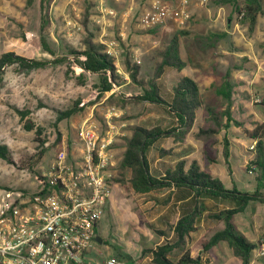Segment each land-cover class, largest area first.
<instances>
[{
    "label": "rangeland",
    "instance_id": "obj_1",
    "mask_svg": "<svg viewBox=\"0 0 264 264\" xmlns=\"http://www.w3.org/2000/svg\"><path fill=\"white\" fill-rule=\"evenodd\" d=\"M128 1L142 8L150 0ZM39 2L40 0H0V54L15 52L27 58H52L43 50L40 43ZM237 4L243 5L244 2L238 0ZM194 7L196 9H191L192 15L184 26L169 24L167 31L159 27L155 34L134 28L135 21L128 20L126 40L118 47V59L114 62L121 82L119 86L114 85L112 91L104 97H99V92L94 87L97 82L96 75L84 73L86 84L79 85L75 79L66 77V65L37 70L29 74H20L11 67L7 68L0 79V145L7 146L14 163L0 159V194L5 188L29 190L33 188V173L23 168L22 165L35 155L40 145L36 141L35 132L25 129L26 119L22 120L17 110H29L31 112L29 118L32 122L45 129L48 140L45 146L53 144L58 132L61 133V138L73 140L78 127L84 120L92 119L104 125L106 116L110 115L111 122L115 125L114 133L118 136L116 142L118 161L122 157L126 139L130 136L133 126H161L166 129L176 126L164 108L141 101L138 103L123 102L125 98H135L139 94L138 90L132 86L129 74L125 71L124 61L130 52L134 62H136L135 58L141 59L140 63L136 62L141 66V75L143 77L150 75L152 58L156 49L160 43L170 39L180 30L191 32L190 35L181 37L182 56L188 64H191V68L188 67L183 73L192 75L200 85L204 105L221 106L222 102L216 95L214 85L220 83L222 76L230 71L231 80L237 85L238 91L233 114L249 129L254 128L256 124L264 123V79L256 80L253 76H248L245 70H236V64L241 60L237 57L241 49L249 52L252 40L255 46L262 41L264 18L260 17L261 20L259 18L260 22L256 25L254 32L257 33L255 34L250 33L246 26L240 24L235 11L236 3L215 5L214 2H210L205 7ZM84 8V0H54L51 7L52 24L48 29V41L58 54H62L61 42L77 49L82 48L84 30L80 21ZM74 9L80 12H78L80 17L75 16ZM120 21L121 18H117L112 26L105 29H102L100 23L92 21V26L97 29V40L99 41L100 37L108 40L118 39ZM77 25L80 29L75 27ZM72 70L75 75L83 72L76 66H73ZM179 75L175 69H167L162 81L165 88H171ZM112 94L115 95V103L107 101ZM76 102H79V112L60 122L56 128L58 111L74 109ZM218 109H224V107L221 106ZM205 118V110H199L195 123L185 139L176 141L170 137L160 140L155 148L150 149L149 160L153 167L157 168L173 165L180 158L196 160L213 177L220 178L227 186H231L233 181L230 179L231 174L235 178L239 173L242 175L241 171H246L243 163L252 159L253 156H237L232 162L233 173H230L226 166L211 161L221 155L224 139L223 135H214L213 138L207 140L195 138L200 128H208ZM233 129L239 130L240 128L233 127ZM238 141L245 143L242 146L246 150L254 145V143L250 144L243 140ZM158 148L173 150V154L160 158ZM55 153L56 147L48 149L34 167L36 173L48 168ZM115 171L111 183V208L109 214L106 212L104 219H107L102 222L98 231L102 240H106L107 244L100 245L94 242L95 249L91 253L98 264H105L107 255L113 252L114 248H119L120 253L123 254L127 252L135 254L139 247L145 245L146 233L151 231L149 225L159 224V219L156 217L162 211V206L156 200H162L167 193L164 190H157L147 195L137 194L128 182L124 184L118 180L121 178L128 180L131 171H120L118 165ZM248 173L246 175L249 178L253 176L252 173ZM236 184L239 189L246 190L240 181ZM257 207L259 205L251 206L248 213L241 218L249 219L250 212L252 214ZM214 226H216L215 222L206 219L201 228L193 234V244L190 243V245H196L205 230ZM194 252L195 256L207 254L199 246ZM231 257L227 245L223 243L217 247L215 255L207 260L215 264H232Z\"/></svg>",
    "mask_w": 264,
    "mask_h": 264
},
{
    "label": "trees",
    "instance_id": "obj_2",
    "mask_svg": "<svg viewBox=\"0 0 264 264\" xmlns=\"http://www.w3.org/2000/svg\"><path fill=\"white\" fill-rule=\"evenodd\" d=\"M169 1V0H164ZM174 1V0H172ZM215 5L235 4L239 22L253 33L258 23V18L264 16V0H243V5H238V0H212ZM54 0H40V43L43 50L52 56L51 59L27 58L15 52L0 54V79L7 68H13L20 74H29L33 71L54 68L66 65L65 75L75 79L79 85L86 84L84 73L97 76L95 88L99 97H104L111 92L114 85H120L121 77L116 72L114 60L105 52V46L97 40V29L92 26V9L94 0H84L85 8L80 24L84 30L82 48L77 49L61 42L58 54L48 41V29L52 24L51 7ZM159 27L150 29L146 33L155 34ZM191 32L180 30L166 41L160 43L153 56L151 74L143 77L141 66L134 62L130 52L124 61L125 71L129 74L132 86L139 94L135 98H125L123 102H147L164 108L176 126L166 129L161 126L146 127L135 125L131 134L126 139L125 149L118 161L120 171L130 170L128 180L118 179L119 182H128L137 194L147 195L154 191H167L162 200H156L162 206L171 204L179 207V217L174 224L168 225L165 230L151 226L159 237H164V243L155 248H144L142 256H152V264H207L200 256L192 257V252L197 246L212 258L213 253L221 244H226L230 253L237 258L239 264H253L256 260L255 251L264 247L263 240L253 242L240 230L238 219L248 213L252 203L264 204V123L256 124L254 128H247L244 123L233 114V107L238 97L237 85L231 80V72L222 76L221 82L214 85L216 95L221 99V106H205L201 89L196 80L188 76H181L171 90L165 88L162 78L167 69L182 71L187 65L181 57V37L190 35ZM73 66L79 67L83 72L75 75ZM165 88V89H164ZM133 97V96H132ZM108 102L115 103V95L107 98ZM79 102L74 109L60 110L56 118L55 127L65 119L79 112ZM204 109L205 120L208 128H200L195 134L196 139L207 140L214 135H223V146L220 156L211 161L226 166L233 173L232 162L239 155L253 156L244 162L246 174L252 172L249 181L252 185L246 186L250 190L241 191L236 182L228 187L220 178L213 177L203 169L196 160L180 158L173 165H164L163 168L153 167L148 153L155 148L156 143L167 138L183 141L197 118V112ZM22 120L26 119L25 129L34 131L36 141L40 147L38 151L23 163L22 167L36 173L35 166L50 147H56L61 141V133L52 145L45 146L48 142L45 129L37 126L29 118V110H17ZM237 127L239 130H234ZM231 136H228L230 135ZM233 136V137H232ZM255 143L253 149H245L241 142ZM71 140L68 139L70 144ZM159 157L172 155L173 150L157 149ZM207 155V154H206ZM0 159L13 164L7 146L0 145ZM38 172V171H37ZM208 219L216 226L207 228L196 245L190 246V238ZM172 238L169 239L170 235ZM100 237V236H99ZM101 238V237H100ZM102 239V238H101ZM103 240L101 245H106ZM120 254V252H118ZM121 255V254H120ZM127 261L130 257L122 256ZM264 264V263H263Z\"/></svg>",
    "mask_w": 264,
    "mask_h": 264
},
{
    "label": "built area",
    "instance_id": "obj_3",
    "mask_svg": "<svg viewBox=\"0 0 264 264\" xmlns=\"http://www.w3.org/2000/svg\"><path fill=\"white\" fill-rule=\"evenodd\" d=\"M210 2L150 0L138 8L128 0H94L92 21L105 29L121 18L118 39L99 40L116 62L117 49L127 37L128 20H134L142 31L169 24L184 26L192 15V3L205 7ZM78 12L74 9L75 16L80 17ZM75 27L80 29L79 25ZM135 61L140 63L139 58ZM111 118L107 115L104 125L84 120L70 144L62 138L48 168L33 174L32 190L5 188L1 192L0 264L97 262L91 254L93 243L100 236V223L106 216L118 165V136ZM105 264L130 263L120 255L108 254Z\"/></svg>",
    "mask_w": 264,
    "mask_h": 264
},
{
    "label": "crops",
    "instance_id": "obj_4",
    "mask_svg": "<svg viewBox=\"0 0 264 264\" xmlns=\"http://www.w3.org/2000/svg\"><path fill=\"white\" fill-rule=\"evenodd\" d=\"M194 6H195L194 3H192L191 9H193V8L196 9ZM260 17L264 18V16H260ZM259 18H258V23L261 20V18H260V20H259ZM134 28L138 29L135 24H134ZM166 28H168V25L167 26H163V29H165V31H167ZM144 32H146V31H144ZM176 33H174V34H176ZM254 33L256 34L257 32L255 31ZM254 44H255V42L252 40V43L250 44L251 48H250L249 52L248 51L247 52L243 51L241 49L240 55H237V57H239L241 60L239 62H237L236 70L237 71L245 70V72H246V74H248V76H251V77L253 76V78L256 79V80H261V79H264V37L262 38V41L260 42V44H258V46H255ZM239 51H240V49H239ZM180 53H181V51H180ZM181 57H182L183 60H185L183 58V56H182V53H181ZM139 60H141V59H139ZM190 65L191 64H188L182 71L178 72L180 75L175 79L172 87L174 86L175 82L181 76H188V77H191V78H193L195 80V78L192 75H190V74H188L186 72L183 73V71H186L188 67L191 68ZM163 78H164V76H163ZM163 78H162L161 81H163ZM172 87L171 88L166 87V88L168 90H171ZM243 145H245V143ZM241 170H243V169H241ZM241 172L243 174L240 175V173H239V175H237V178H235L234 175L231 174L230 179H231V181L233 180L232 183L240 181L243 184L244 187L252 185L253 182L249 181V179H248L249 176L246 175V172H244V170L241 171ZM231 186H228V187H231ZM237 187H238V185H237ZM246 190H250V189L246 187ZM246 190H241V191H246ZM110 199H111V196H110ZM110 199H109V202H108L107 214H109V210L111 208V200ZM253 205H259V207H257L252 214L250 212V216L248 214L249 219L245 218V217L241 218L242 216H240V218L238 220V223L240 222L239 223V230L249 240H251L253 242H256V241H259V240H263L262 238L264 237V204L252 203L251 206H253ZM180 206H181L180 204H178L176 207H172L171 204H169L167 206H162V209H161L162 211L156 217L157 219H159V224L157 226L156 225L153 226L152 224L149 225L151 231L146 233L147 239L144 240V244L145 245L139 247V249H137L138 251L135 254H131V253L126 251L128 254L127 253L126 254L120 253L121 254L120 255L118 253V252H121L119 248H114L113 252H110V254L114 253L115 255H120L121 257L123 255H125L127 257H130L131 261H128L130 264H152V261H151L152 260V256H151V254H147L144 257L142 256L143 249L144 248H155L157 245H160V244L164 243L166 239L164 237H159L154 232V230L151 228V226H153L154 228L160 229V230H165L168 227V225L174 224L177 221L178 217H179V212H180L179 211V207ZM259 209H260V212H258ZM106 219H103V221L106 220ZM102 222L100 223V228H101ZM172 235L173 234L170 235L169 239L172 238ZM192 236H193V234H192ZM192 236L190 238V243L191 244H193ZM215 250H217V248ZM194 251L192 252V257H195V252ZM228 251H229V249H228ZM213 255H215V251H214ZM200 257L204 261V259L207 260V258H209V255L205 254V255H201ZM255 257H256V260L253 262V264H262V263H264V247L262 249L258 248L255 251ZM231 261H232V264H239L237 258H235L233 255L231 257ZM95 264H98V262H95Z\"/></svg>",
    "mask_w": 264,
    "mask_h": 264
},
{
    "label": "water",
    "instance_id": "obj_5",
    "mask_svg": "<svg viewBox=\"0 0 264 264\" xmlns=\"http://www.w3.org/2000/svg\"><path fill=\"white\" fill-rule=\"evenodd\" d=\"M97 242H98L99 244H102L103 240H102L100 237H98V238H97Z\"/></svg>",
    "mask_w": 264,
    "mask_h": 264
}]
</instances>
